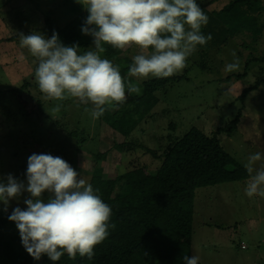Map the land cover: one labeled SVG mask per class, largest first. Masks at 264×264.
Returning a JSON list of instances; mask_svg holds the SVG:
<instances>
[{
	"label": "rangeland",
	"instance_id": "374dc122",
	"mask_svg": "<svg viewBox=\"0 0 264 264\" xmlns=\"http://www.w3.org/2000/svg\"><path fill=\"white\" fill-rule=\"evenodd\" d=\"M198 1L209 10H219L230 0ZM85 11L78 0H0V182L6 184L11 174L27 186V161L33 153L61 157L86 182L100 162L108 177L132 169L150 174L160 167L163 158H154L143 147L161 154L171 140L192 128L206 134L215 132L223 148L242 166L257 152L262 160L256 167L264 165V60L249 62L264 56V28L257 37L247 32L234 35L206 57L197 50L188 58L185 69L154 91L157 101L149 116L124 137L100 117L93 119L90 111H85L92 108L91 104L80 105L75 99L44 100L34 76L38 62L20 46L21 33L48 38L46 16L64 27L73 19L83 18ZM89 50H94L93 40L80 48V53ZM233 50L241 61L240 73L249 62L245 77L237 78L239 72L224 70L232 62ZM136 54L138 49L133 46L121 50L120 57L132 61ZM125 79L137 82L128 75ZM27 81L30 86L21 88ZM247 87L253 89L245 99L239 98ZM58 103L61 110L54 113L52 109ZM239 110L236 129L226 133L225 128ZM75 131L76 136L68 134ZM126 141L142 146L120 152L115 144ZM100 152H105V158L96 162L94 155ZM248 180L195 189L190 256H198V264H264V198L246 196ZM51 195L44 192L43 201ZM28 198L30 194L22 192L9 201L6 212L12 214L16 207L26 210L24 201ZM0 207L4 209L3 202Z\"/></svg>",
	"mask_w": 264,
	"mask_h": 264
},
{
	"label": "clouds",
	"instance_id": "9594fccd",
	"mask_svg": "<svg viewBox=\"0 0 264 264\" xmlns=\"http://www.w3.org/2000/svg\"><path fill=\"white\" fill-rule=\"evenodd\" d=\"M88 12L82 32L93 37L94 50L80 53L79 45L65 46L56 32L51 38L33 33L19 34L20 46L38 62L35 80L42 98L63 102L75 99L80 105H92L93 119L122 105L128 94H141L139 81L164 79L179 74L187 67L188 58L205 46L212 35L202 33L208 16L196 0H78ZM104 45L126 50L135 46L126 80L120 67L102 58ZM232 62L225 72H239L241 61L231 51ZM60 103L52 109L61 110ZM257 152L248 157L244 167L249 175L247 197L264 198V165ZM27 186L11 174L7 183L0 182V202L4 211L11 199L26 191V210L16 207L8 216L15 222L23 247L35 260L43 255L55 262L67 254L89 260L96 246L109 236L111 207L94 191L92 185L64 159L50 154L33 153L27 161ZM48 192L47 202L42 194ZM185 264H198V256H184Z\"/></svg>",
	"mask_w": 264,
	"mask_h": 264
},
{
	"label": "trees",
	"instance_id": "16d2710c",
	"mask_svg": "<svg viewBox=\"0 0 264 264\" xmlns=\"http://www.w3.org/2000/svg\"><path fill=\"white\" fill-rule=\"evenodd\" d=\"M196 2L209 18L201 31L213 37L205 46H198V50L206 54L203 57L219 50L234 35L247 32L257 37L264 28V0H230L219 10H209L198 0ZM84 16L87 19V10ZM84 16L73 19L64 27H58L52 18L46 16L47 37L51 38L56 32L65 46L86 47L93 37L82 32ZM104 47L102 58L118 65L123 77L128 75L131 59L120 57L121 50L113 49L110 45ZM257 60H264V56L254 57L249 62ZM249 62L243 72L236 73L235 77L247 75ZM166 80H143L139 83L142 90L140 95L128 94L124 104L106 111L101 120L128 137L149 116L157 101L154 91ZM25 86H30V81L24 82L21 88ZM252 89H243L239 98L245 99ZM241 112L239 110L235 114L225 128L226 133L236 129ZM77 132L68 134L76 136ZM115 146L121 152L142 145L126 141ZM143 148L154 158H163L160 167L150 174L132 169L114 177L105 176L100 164L105 152L94 155L95 161L100 163L92 169L88 183L94 191L99 189L98 195L111 207L110 223L115 224V228H110L107 239L96 246L91 260L79 255L72 260L67 254L55 262L47 255L40 260L33 259L22 245L15 222L8 219L11 214L0 207V264H185L183 257L190 256L195 189L243 181L249 179V175L245 167L223 148L215 132L206 134L192 128L180 138L171 140L161 154Z\"/></svg>",
	"mask_w": 264,
	"mask_h": 264
}]
</instances>
